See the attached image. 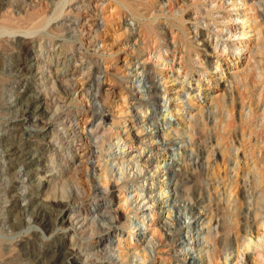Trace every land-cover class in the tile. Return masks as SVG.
<instances>
[{
    "label": "rangeland",
    "instance_id": "1",
    "mask_svg": "<svg viewBox=\"0 0 264 264\" xmlns=\"http://www.w3.org/2000/svg\"><path fill=\"white\" fill-rule=\"evenodd\" d=\"M59 1L40 0L37 9L21 13L19 0H0V20L17 21L23 15L19 23L27 22L36 14L42 19ZM63 7L61 15L38 31L4 36L9 45L25 41L29 46L31 51L20 52L27 56L32 74L15 69L17 48L7 52L0 46V232L15 241L22 235L39 250L34 261L25 258L17 264H47L55 242L72 239L69 230H44L30 216L32 205L45 201L50 183L45 175L50 170L32 178L27 171L50 157L46 140L63 132L45 123L49 112L39 114L47 105L44 97L36 103L39 112L24 119L18 96L48 92L53 80L67 87L76 80L83 84L86 103L70 104L68 98L63 109L81 125L85 122L87 133L93 130L88 141L94 151L87 159L110 170L107 194L99 188L83 206L91 211L89 217L93 212L94 217L115 213L121 220L109 233L94 235L89 251L110 254L112 261L105 258L103 264L144 259L143 264H188L191 255L193 264H247L246 255L253 253L251 247L244 249L247 233L253 240L258 230L264 231V182L256 187L253 183L261 176L264 180V0H69ZM232 33L236 41H246L247 51L240 59L224 49ZM204 38L208 46L203 45ZM147 77L155 82L158 95L148 101L142 86ZM97 98L105 99V107L99 109ZM154 120L160 121V137L146 133L156 130L150 126ZM163 135L176 139L168 152L157 141ZM9 141L24 142L25 153L19 159H14L16 143L9 148ZM61 142L67 148V142ZM84 150L80 146L77 153ZM59 152L55 159L62 148ZM152 156L159 172L143 176L145 169L140 172L137 165H145ZM173 162L181 171L177 185L170 186L177 189L178 212L189 216V201L195 196L203 206L195 207L194 216L186 219L189 223L182 225L191 241L186 248L197 242L187 254L186 248L179 253L183 243L167 239L161 226L176 211L174 194L166 191L170 178L164 174L165 166ZM101 178H96L99 187L105 185ZM32 188L43 193H32ZM150 192L163 200L153 202L146 197ZM199 208L202 212H197ZM13 216L20 221L16 234L10 228ZM196 218L199 222H193ZM216 218L229 225L225 231L229 236L218 244L219 255L212 241ZM8 243L1 247L9 253L13 245ZM94 255L90 264L99 261ZM256 261L264 264V258L253 253L248 264Z\"/></svg>",
    "mask_w": 264,
    "mask_h": 264
},
{
    "label": "bare ground",
    "instance_id": "2",
    "mask_svg": "<svg viewBox=\"0 0 264 264\" xmlns=\"http://www.w3.org/2000/svg\"><path fill=\"white\" fill-rule=\"evenodd\" d=\"M38 1H40V0H19V2H18L19 8L22 9L21 13L27 12L28 10H30V8L31 9L32 8L37 9L35 7V5L37 4L36 2H38ZM68 1L69 0H60L59 2H57L54 5V8L52 7L53 9L49 13V15L47 14L46 16H43L44 18H42V19H38L40 16L38 14H36V16H34L32 18H30L28 15L30 20H28L27 22L21 21V23H19V20L24 18L22 14H21L22 15L21 18H18L19 20H17V21H15L16 20L15 18L10 19V17H8L9 15L7 14L8 19L0 20V46L2 47L3 51H7V52L11 51L13 48H17V52H19V53L17 54V52H16L18 58H17V62L15 64V66H16L15 69L18 72H20L22 75H29V74H32V72H33L31 65H29V63L27 61V56L23 55L20 52V50H23L26 53L30 48H29V46L26 45L25 41L21 42L20 40H19L20 43L18 45H14V46L9 45L7 37H4V36L7 34L11 35V33H15L17 31H23L26 34H30V33H33L34 31L40 30L43 27H46V25L49 23V21L52 18H55V17L62 14V12L64 11L63 6ZM1 9H0V11H1ZM29 14H30V12H29ZM39 14H41V13H39ZM11 17H12V14H11ZM0 18H1V15H0ZM35 20H38V21H35ZM230 37H232L230 39L231 42H229V44L228 43L224 44V49H226V47H228V51L233 54L235 59L242 58L243 55L247 51L246 41H244L242 39H238V41H236L237 38L235 37V33H232L230 35ZM202 42H203V45L208 46V42L205 38L202 39ZM30 51H31V49H30ZM51 84H52L51 85L52 87H50L51 89L48 88L49 89L48 92L43 91L45 94L42 92V94H44V96H42V94H39V93L31 95L30 97L24 96L22 98V95L18 96L19 99L21 100L20 101V105H22L21 106L22 107L21 108V114H22L24 119L30 117L32 115V113L35 114V113L39 112V110H38V112L36 111V105H37L36 103L39 102L40 99H42L44 97V100H45L44 102H45V104L47 103V105H46V107L44 106L45 109L41 110L39 112V114L43 111L49 112L50 114H48V118L45 117L48 119V120L46 119L47 121L45 123L49 124V125L53 124V129H55V130L59 129V131L61 130L63 132L61 136L59 134L56 135V139H54V138H50L48 140L44 139V140H46V142L48 144V151H50V157L49 158H47V159L43 158L41 161H39L40 163L38 164V166L34 167V168H33V164H34L33 160L30 161V163H33L32 166L27 171V174H29L30 178L34 177V175H37L39 173L46 172V171L50 170V172L48 171L47 172L48 174L45 175L46 176L45 179H47V181L50 182V183L48 182L49 184L47 187H48L49 191L45 195V198H44L45 201L42 200L43 201V202L41 201L42 203L32 205V207H31L32 210L30 211V216H31V219L33 220L32 221L33 224L34 225L40 224L44 230L45 229L51 230L52 228L53 229L56 228V229H62L64 231L69 230L71 232L72 239L61 240L59 242H55L54 249L51 250L50 257L48 256V261H47L48 263L47 264H90L91 261L93 260V259L91 260V258H92L91 256L94 254L96 255V257H95V255H94V257L99 259V261L96 264H103V261H105V258L107 260L111 259L110 254H109V257H108V255H107V257H105V255L100 256L101 254L98 255V250H101V249H93V251H89L88 246L91 243L94 235L98 236V234L103 232V231L109 233L112 228H114L115 226L120 224L121 220L115 213H109L108 215H105V214H102L100 212V213H96L97 216L94 217L95 215H93V213H94L93 212L89 217L88 215L90 214L91 211H89L83 205H84V203H86L90 199H92V198L94 199V197L96 196V195H94V194H96L95 190H97L99 188H100L101 193L105 192L104 194H107V192L105 190L107 188L106 183L108 184V182L110 180V179H108L110 170L107 168L108 165L102 166V168H100L101 163L97 164L95 162L96 164L94 165L93 161L90 162V160L87 159V155L89 156L94 151V149H92V147H90L91 141H88L90 136H91V135H89V133L92 132L93 130H91V131L89 130L90 132L88 131L89 133H87L85 131V129H86L85 128L86 126L84 124L85 122L83 123V125H81L80 120H78V121L75 120L76 119L75 117H73L72 115L69 116V114H66L64 112V109H63L64 106L67 105L65 102H66V99H68V98H70V100H69L70 104L76 105V104H78V102H82V104H83V102L85 100L82 101V96H83V93H86L84 91L83 92L81 91L83 84L79 83L78 80H76L74 82V84H71L69 87L64 86V84H62L61 82L56 83L54 80ZM142 86L145 88L144 92H146L148 95L147 101H148V99L150 100V99L158 98V95H156L155 82L151 81L149 79V77H147V79L144 81ZM145 86H147V87H145ZM144 92L142 91L141 93H144ZM85 95L86 94H84V96ZM83 99H84V97H83ZM87 101H89V99ZM104 101H105V99L99 98L98 102H100V105L98 106V104H96V103H94V104H96L100 109V107H102V106L105 107ZM139 101L143 102L142 96L139 97ZM41 102H42V100H41ZM85 103L86 102H84V104ZM79 104H81V103H79ZM89 105L90 106L92 105L91 101H90ZM106 106H108V105H106ZM0 107H1V105H0ZM93 107H96V106H93ZM67 111L69 112L70 110H67ZM102 111H104V110H102ZM102 111H101V113H102ZM137 113L138 112H136L135 114H137ZM78 125L79 126L81 125L82 128L78 129L77 128ZM159 125H160V121H158V120L151 121L150 126H152V128H156V127L157 128L154 132H152V130H148V131H146V133L154 134V135H157L160 137V133H161L160 131L162 129L160 127H158ZM56 131H53V135H54V133H56ZM136 136H138V135H136ZM163 137L164 138H162V139L157 138L158 139L157 141L160 142L164 146L162 148V150H165V152H168L169 149L171 150L172 145L175 144L176 139H173L171 136L167 137L166 135H163ZM61 141L67 142V144H68L67 148H65L62 145ZM14 142L16 143L15 147H14V148H16V149H14V150H16V151H14V153H15L14 159H19L21 157L20 154L23 151L24 142L23 143L20 141H17V142L14 141ZM14 142L12 141L9 143V145H8L9 148H10V146L14 145ZM53 144L56 145V147H55V149H53L51 151ZM80 146H82L84 149H86V151L85 150L82 152L80 151L81 153L79 155L77 153V149ZM61 148L63 150V153L59 155L60 158L55 159L54 158L55 154H58V152H59V150H61ZM10 152H11V150H10ZM14 153H13V155H14ZM43 156H44V154H43ZM154 160H156V159H155V157L152 156L149 159H147V162L145 161L146 162L145 165H142V164L137 165V169L140 172L142 171V169H145V173H143V176H145L146 174L148 175L149 172H152V174H154V175L158 174L159 171L157 168H158L159 164H154L152 162ZM76 161H79V162H76ZM72 162H74V163H72ZM122 164L125 165V162H123ZM64 165H67V167H66L67 169H63ZM149 167H151V168H149ZM91 169L93 170L92 173L89 172ZM98 169L103 171V172H101L102 174H98V172H99ZM165 169H166V171L164 174L167 175L168 178H170L169 182L167 183V190L166 191L168 193H170L169 194L170 196H173V194H174V197L176 200L174 202H172V208L175 209L177 212L175 211V213L173 215L174 217H171L170 221L164 222L161 226L163 228L165 235L167 236V239H169L173 243L174 242H178L179 244L183 243L182 246H184V247H181L180 252H179V253H182L184 251L183 248H186V246L191 244V241H189V238H188V236H189L188 232L187 231L185 232V230H183L182 225H183V223L185 224L187 222L186 219H189L190 217L194 216V214H193L194 212H192V211L195 209V207L199 206L200 208L201 207L203 208V206H200L202 204V202L200 201L199 198H197L194 195L195 197L189 201L190 207H191V211H189L190 212L189 216L186 214H184V215L180 214L181 212L180 213L178 212V210L180 209V202H179L178 197H177V192H176L177 189H176V187H170V186L177 185V181L179 178L178 176H179L181 171L176 166V162H173L172 164L171 163L167 164V166H165ZM113 171H114V169L111 171L110 176L113 174L112 173ZM118 171H119V169H118ZM118 171L116 172V174H118ZM248 171H249V169H248ZM135 173H137V172H135ZM261 173H262V171L260 172V174ZM121 174H123V172ZM100 175L103 178V179L101 178L103 180L102 182L105 183V185L103 184L101 187H99V182L96 179ZM38 178H39V176H38ZM117 178L119 179V177H117ZM134 180H138V179L134 178ZM252 181H253V177H252ZM263 182H264V180H263V177L261 176L259 179L254 180L253 183L256 187V186L261 185ZM126 183H127V181H124L120 185V187L121 188L125 187ZM115 185H117V184H114L113 186H115ZM34 190H35V192L37 191L39 193H43V190H41L40 188H34L32 190V193H34ZM163 191L164 190H160L158 193L163 194L164 193ZM160 194L157 195V192H156V193H154V195H152V193L150 192V195L147 193L146 197H149L153 202H155V201L159 202L162 199L160 197L161 196ZM31 196H32V194H31ZM153 196H156V198ZM35 198H37V197H35ZM200 198H203V197H200ZM38 201H40V200L38 199ZM200 208H199V210H197V212H202ZM259 212L260 211H258V213ZM263 212L264 211H262V213ZM16 213H14L15 216L18 215V213H17V215H16ZM66 214H70V215H68L66 217ZM15 216H13L12 219L17 218ZM12 219H11V222H12ZM198 219L199 218H196L193 222H195V221L199 222ZM215 222L218 224V228H217L215 234L212 235V241L216 245L214 253L216 255H219L221 253H220V249H217L218 244H220L223 236L224 237L226 236V238H227V236H229L225 233V231L229 227V225H227V223L225 221H221L220 219H217V218H216ZM187 223H189V221ZM236 223H238V222H236ZM77 224L78 225L80 224V227L78 229L76 227ZM262 225H264V223L261 224V227H262ZM19 227H20V221L17 219L13 220V223L11 224V227H10L12 230V233L16 234L17 232H19L20 231ZM21 227H22V225H21ZM192 228H195V225ZM42 233H43V231H42ZM4 234H6V233H4ZM4 234L0 232V264H17V262H19L20 260H23L25 258H28V259L34 261L36 259V257L39 255V252H38L39 250H37L38 247H36V246L32 247V245L28 241L23 239L22 235L20 236V238L18 240L15 241L12 237H10V236L6 237V235H4ZM15 234H13V235H15ZM217 234H219L218 237H217ZM185 236H187V238L184 239ZM193 236L194 235H192V237ZM229 241H231V245H232L233 240L230 238ZM6 242H9L8 244L11 243L13 245V248H10L11 250L9 249L10 250L9 253L7 251L4 252V250H6V249L2 248L3 247L2 244L6 243ZM151 242L152 241H148V243H151ZM193 242H194V244H192V246L197 244L196 241H193ZM263 244H264V231L258 230L256 232L253 240H252V234L249 235V233H247L246 245H245L244 249H248L249 247H251V249L253 250L252 251L253 253H257L258 256L264 258V250H262ZM1 245H2V247H1ZM192 246L191 247L189 246L190 248H186L184 253H186V254L190 253L192 251L191 250ZM105 249L106 248H104L103 252H105ZM111 252H113V251L111 250ZM48 253L49 252H46L44 255H46ZM107 254H108V252H107ZM252 254L248 253L246 255L247 264L250 262V258L252 256ZM136 255L137 254H134V256H136ZM187 256L188 255H186V257ZM137 257H138V255H137ZM238 257H239V254H238ZM110 261H112V260H110ZM184 261H187V260H184ZM144 262H145V259L142 262L141 261L138 262V260H135V262H134V260H133L132 264H137V263L143 264ZM194 262H195V256L191 255L190 259L188 261V264H193ZM255 264H263V262L256 261Z\"/></svg>",
    "mask_w": 264,
    "mask_h": 264
}]
</instances>
